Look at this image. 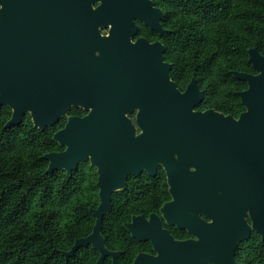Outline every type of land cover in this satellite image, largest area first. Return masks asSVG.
Listing matches in <instances>:
<instances>
[{
	"label": "water",
	"instance_id": "95a60500",
	"mask_svg": "<svg viewBox=\"0 0 264 264\" xmlns=\"http://www.w3.org/2000/svg\"><path fill=\"white\" fill-rule=\"evenodd\" d=\"M81 1L83 11L90 13L89 1ZM134 1L103 0V7L108 8L110 14L101 8L100 16L94 18L101 23H111L110 36L104 37L110 39V43L103 55L90 52L89 62L103 64L102 69L109 72L123 73L125 83L135 95L149 102L143 109L144 114L137 118L143 132L136 137L131 132H119L115 118L98 114V107H94V114L69 117L65 127L53 133V139L65 146L64 149L44 154L48 160L47 172L62 168L70 173L79 161L87 159L98 167L99 204L94 232L76 239L63 254L67 258L92 238L102 214L111 206L110 192L125 185L126 173L114 168L122 166L127 172L138 173L147 165L144 156H139L141 160H114L117 143L132 140L136 148L155 150L166 164L169 176L191 174L206 190L213 187L216 190L218 207L206 215L213 217L218 232L226 234L217 235L216 241L203 236L199 244L193 246L194 256L188 258L186 264H239L236 247L249 237L250 228L264 241V54L255 47L248 48V61L256 72L233 71L235 77L247 83L246 88L237 91L245 107L238 117L213 108L195 110L204 95L196 79L191 78L185 89L179 90L170 78L169 65L160 63L154 44H143L140 39L134 44L129 42L128 36L136 26L133 17L125 11ZM77 2L71 0L72 24L83 15V11L79 13L76 9ZM51 6L52 0H0V105L11 109L5 123L7 127L18 124L26 113L34 127L50 126L63 113L66 104L87 98L94 87L72 82L61 99L54 95V85L39 79L40 52L35 28L32 25L22 28L21 24H32L37 21L36 17H51ZM112 6L120 10L111 12ZM138 18L160 29L150 17ZM91 29L97 32V27ZM92 37L97 38V34ZM119 38L123 42L118 44L116 39ZM125 135L127 137L123 138ZM103 166L113 168L103 171ZM246 214L251 224L247 223ZM200 224L204 228L209 225L202 221ZM156 259L152 264H183L179 257Z\"/></svg>",
	"mask_w": 264,
	"mask_h": 264
},
{
	"label": "flooded vegetation",
	"instance_id": "af4514ba",
	"mask_svg": "<svg viewBox=\"0 0 264 264\" xmlns=\"http://www.w3.org/2000/svg\"><path fill=\"white\" fill-rule=\"evenodd\" d=\"M85 1H89L91 12L85 13L82 1L78 0L76 9H79V13L83 11V15L76 18L74 24L72 17H69L71 0H52L51 17H36L37 21L32 24H21L22 28L29 25L35 28L37 50L40 52L37 74L39 79L47 80L54 85L55 96L63 99L68 84L72 82L94 86L89 90L87 98L79 100L76 104L69 103L64 106L63 113L59 114L58 119L52 124L55 126L54 132L64 128L69 117H86L94 114L96 111L94 107H98L96 111L98 114L115 118L116 130L123 133L131 132L136 137L143 132L137 118L144 114L143 109L149 102L135 95L133 89L125 83L123 73L109 72L102 69L103 64L89 62L90 52L94 55H103L109 47L110 39L104 37L110 36L112 25L101 23L94 18L100 16L101 8L110 14L109 9L103 7L105 6L103 0ZM56 3L60 4L57 6ZM182 4V0H136L125 11L133 17L136 26V30L128 36L129 42L134 44L140 39L143 44L149 46L154 44L160 63L169 65V73L181 57L177 55V61L174 62L169 56L168 41L173 28L170 27L168 19L175 16L176 26L180 29ZM119 10L118 7L112 6L111 12ZM138 17H150L160 29L152 28ZM92 27H97V32L91 29ZM95 34L97 38L92 37ZM122 42L121 38L116 39V43ZM86 67L99 69L85 71ZM176 87L183 91L186 86L180 88L176 84ZM199 103L195 105V110L212 108H201ZM126 137L125 135L123 138ZM131 141L117 143L115 146L117 158L114 160L117 162L125 161V158L141 160L139 156H144L147 165L138 173L127 172L122 166L114 168L115 171L126 173L125 185L110 192L111 206L102 214L99 228L86 244L78 246L68 257L79 251L90 255L93 264L98 262L152 264L157 260L156 257L167 260L179 257L180 261L186 264L188 258L194 256L193 246L198 245L203 236L216 241L217 235L226 234L225 231L218 232L213 217L206 215L218 207L219 197L216 190L214 187L213 190L210 188L206 190L204 184H200L191 174L169 176L166 164L158 158L155 150L144 151L136 148ZM100 161L103 164V158ZM80 164L94 170L97 185L98 167L92 165L90 159L79 161L77 167L69 174L78 169ZM101 168L106 171L113 167ZM190 169L193 170L192 167ZM113 198L116 199V204H113ZM98 204L99 198L96 205L71 208L73 211L89 212L88 219L91 221L83 233L74 238L69 249L76 239L88 237L94 232ZM245 219L251 224L248 214L245 215ZM200 221L209 225L206 228L201 227L204 225H201ZM254 233L257 232L250 228L249 237ZM244 240L238 242L236 252Z\"/></svg>",
	"mask_w": 264,
	"mask_h": 264
},
{
	"label": "trees",
	"instance_id": "16d2710c",
	"mask_svg": "<svg viewBox=\"0 0 264 264\" xmlns=\"http://www.w3.org/2000/svg\"><path fill=\"white\" fill-rule=\"evenodd\" d=\"M182 22L170 17L169 56L176 62L171 78L184 88L193 77L204 90L199 107H212L237 117L244 110L237 91L246 88L233 71L256 72L247 49L264 54V0H182ZM174 14V9H173ZM11 109L0 105V264H93L76 251L65 259L96 205V173L80 164L71 174L47 172L44 154L63 147L53 139L55 126H33L29 113L5 126ZM116 204V199H112ZM239 264H264V241L258 233L236 252Z\"/></svg>",
	"mask_w": 264,
	"mask_h": 264
}]
</instances>
